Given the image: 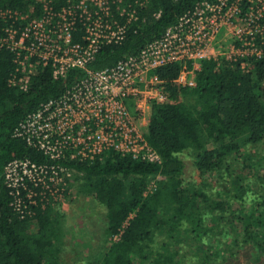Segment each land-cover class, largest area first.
Segmentation results:
<instances>
[{
    "label": "trees",
    "instance_id": "trees-1",
    "mask_svg": "<svg viewBox=\"0 0 264 264\" xmlns=\"http://www.w3.org/2000/svg\"><path fill=\"white\" fill-rule=\"evenodd\" d=\"M124 1L135 6L136 0ZM201 1L148 0L137 9L138 19L128 25L125 38L104 45L86 69L111 67L138 53ZM33 3L0 0V8L27 13ZM115 19L126 21L116 12ZM13 59L11 51L0 48V264H72L60 254L64 211L46 207L21 217L11 204L4 168L15 159L48 162L14 131L42 102L80 81L85 69L70 68L55 79L49 67L38 65L22 90L10 82ZM181 66L156 70L168 101H152L143 129L160 163L114 150L92 161H63L75 170L69 186L105 209L102 248L83 264H188L179 256L182 243L191 247V240L206 241L235 229V223L246 239L259 238L257 246L264 249V59H248L247 71L239 62L204 59L194 86L174 82ZM186 158L193 163L191 175ZM152 179L156 189L144 194ZM159 236L165 237L161 243Z\"/></svg>",
    "mask_w": 264,
    "mask_h": 264
},
{
    "label": "built area",
    "instance_id": "built-area-1",
    "mask_svg": "<svg viewBox=\"0 0 264 264\" xmlns=\"http://www.w3.org/2000/svg\"><path fill=\"white\" fill-rule=\"evenodd\" d=\"M33 1L27 13L0 8V48L14 54L10 82L26 90L38 65L49 67L55 79L70 68L85 69V76L42 102L14 131L48 159H15L4 168L11 204L21 217L68 206L75 170L64 160L92 161L114 150L161 162L143 133L152 101H168L157 69L179 63L174 82L194 86L204 59L239 62L242 71L248 59H264V0L201 1L138 53L101 70L86 65L104 45L125 38L128 25L138 19L137 9L148 0H136L135 6L124 0H65L59 6V0ZM115 12L125 17L123 24ZM155 189L152 179L144 194Z\"/></svg>",
    "mask_w": 264,
    "mask_h": 264
},
{
    "label": "rangeland",
    "instance_id": "rangeland-1",
    "mask_svg": "<svg viewBox=\"0 0 264 264\" xmlns=\"http://www.w3.org/2000/svg\"><path fill=\"white\" fill-rule=\"evenodd\" d=\"M185 166L186 174L191 175L194 168L189 158L185 159ZM56 209L66 215L61 257L72 264H83L89 254L94 255L102 248L105 209L89 194L76 193L73 188L68 206ZM234 226L235 229L230 227L225 233L197 244L191 240V247L182 243L179 256L188 264H264V249L257 246L260 239H246L242 225L235 223ZM156 240L161 243L165 237L159 236ZM262 243L264 246L263 240Z\"/></svg>",
    "mask_w": 264,
    "mask_h": 264
}]
</instances>
